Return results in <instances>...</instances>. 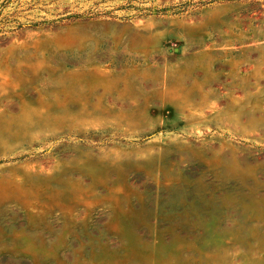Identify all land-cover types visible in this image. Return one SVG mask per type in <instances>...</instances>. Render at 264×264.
<instances>
[{
	"label": "rangeland",
	"instance_id": "rangeland-1",
	"mask_svg": "<svg viewBox=\"0 0 264 264\" xmlns=\"http://www.w3.org/2000/svg\"><path fill=\"white\" fill-rule=\"evenodd\" d=\"M0 264H264V0H0Z\"/></svg>",
	"mask_w": 264,
	"mask_h": 264
}]
</instances>
